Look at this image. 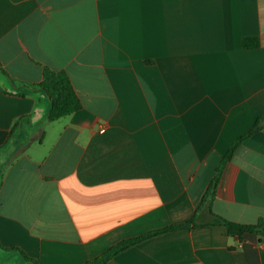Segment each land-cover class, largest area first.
Segmentation results:
<instances>
[{
    "label": "crops",
    "instance_id": "1",
    "mask_svg": "<svg viewBox=\"0 0 264 264\" xmlns=\"http://www.w3.org/2000/svg\"><path fill=\"white\" fill-rule=\"evenodd\" d=\"M45 69L80 110L18 95ZM262 115L264 0H0V264H86L191 220L107 264H264V238L201 226L220 167L212 212L264 219V129L222 164Z\"/></svg>",
    "mask_w": 264,
    "mask_h": 264
},
{
    "label": "trees",
    "instance_id": "2",
    "mask_svg": "<svg viewBox=\"0 0 264 264\" xmlns=\"http://www.w3.org/2000/svg\"><path fill=\"white\" fill-rule=\"evenodd\" d=\"M261 42L259 38L256 37H245L242 39V47L244 49H254L259 48ZM17 83V82H14ZM17 90L20 92L18 93L19 96H27L30 95L32 92H43L49 103H50V112L48 115V121H57L61 118L67 117L72 115L73 113L77 112L82 108L81 100L73 87V84L68 76V74L64 71L55 72L50 69H45L44 71V78L40 83L37 84H20L17 83L16 86ZM29 117V116H28ZM26 118V117H24ZM22 118V119H24ZM22 119H19L15 125L14 129L10 134L9 141L14 137L15 133L19 130L20 122ZM264 129V115L257 118L254 126L250 129L248 133L240 137L236 142L233 143L232 147L228 151V153L224 156L222 160V164H226L231 161L235 150L250 136L255 134L258 131ZM7 163L9 160L6 161ZM6 164H4L5 166ZM3 166V167H4ZM2 167V168H3ZM1 174V173H0ZM221 175V167L218 169L216 177L212 180L201 204V207H205L208 211V214L211 217V221L207 224L201 225L202 227H210L214 225L224 226L228 234L232 237H238L240 240L243 239L245 234H256L262 238H264V219L258 221V223L254 225H243L237 224L234 222H230L220 216L215 215L212 212L211 204L216 197L219 178ZM196 226L195 220H191L183 225L180 226H172L165 229H161L158 231H153L146 233L142 236L123 241L109 249L106 253H104L99 258L90 261L86 264H107L112 258L117 256L122 251L126 250L127 248L141 243L145 240L151 239L155 236L165 234L172 231L183 230V229H190Z\"/></svg>",
    "mask_w": 264,
    "mask_h": 264
},
{
    "label": "water",
    "instance_id": "3",
    "mask_svg": "<svg viewBox=\"0 0 264 264\" xmlns=\"http://www.w3.org/2000/svg\"><path fill=\"white\" fill-rule=\"evenodd\" d=\"M25 148L26 146H20L19 149L13 155H11L8 163L12 162L16 157L21 155ZM8 163L6 164V166L8 165Z\"/></svg>",
    "mask_w": 264,
    "mask_h": 264
},
{
    "label": "rangeland",
    "instance_id": "4",
    "mask_svg": "<svg viewBox=\"0 0 264 264\" xmlns=\"http://www.w3.org/2000/svg\"><path fill=\"white\" fill-rule=\"evenodd\" d=\"M18 149H19V148H18ZM18 149H17V150H18ZM10 157H11V156H10ZM10 157H9V158H10ZM7 158H8V157H7ZM5 164H7V162H6ZM18 264H21V263H18Z\"/></svg>",
    "mask_w": 264,
    "mask_h": 264
}]
</instances>
